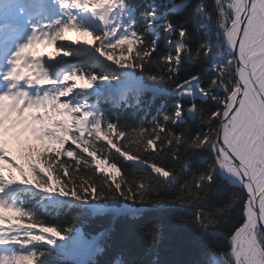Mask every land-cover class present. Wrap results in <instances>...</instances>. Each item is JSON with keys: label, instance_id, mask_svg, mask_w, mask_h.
Wrapping results in <instances>:
<instances>
[{"label": "trees", "instance_id": "1", "mask_svg": "<svg viewBox=\"0 0 264 264\" xmlns=\"http://www.w3.org/2000/svg\"><path fill=\"white\" fill-rule=\"evenodd\" d=\"M123 1L134 14L132 31L142 36L139 51L155 49L151 51V59L142 61L134 56V63L143 62L145 66L143 69L130 66L126 61L132 52V45L114 42V37H107L99 29L92 32L104 39L92 47L100 52L99 48L103 46L121 59V63L110 60L140 79L146 88L138 94H125V100L123 98L118 106L101 103L96 112L98 119L93 125L100 120L105 127L115 124L117 130L127 133L119 144L123 153L131 154L130 158L114 148L109 149L103 141L96 144V149L120 166L133 192L141 182L149 186L146 193H141L145 199L141 202L137 198L133 202L132 199L122 198L115 190L107 189L104 190L105 196L97 199L89 197L83 202L62 195L59 191L61 187L79 191L85 184L103 182L106 177L97 173L91 157L77 150L83 159L82 163H78L59 147L52 151L43 149L41 160L48 171L64 180L62 184H52L49 189L63 199H72L73 204L60 209L59 205H53L50 210L48 207L41 209L35 201L44 196L35 191L37 193L22 195L25 201L23 208L32 215L29 223L57 226L61 230L72 226V236L62 237L68 241L74 239L76 233L82 242L107 232L96 249L101 252L97 264H225L229 253L223 248L226 247L224 236L229 235L231 227L241 219L245 194L221 172L215 148L189 147L187 143L197 132L211 135L209 127H216L219 119L211 120V112L221 108V100L231 92L235 83L226 67L229 55L222 46L224 35L218 27L220 18L216 17L214 10L215 0ZM181 29L186 30L182 40L185 45L183 50L178 46ZM111 44H117V47H109ZM65 51L85 58L77 65L75 75L95 76L94 88L113 96L106 92L105 86L122 81V75L116 69L84 57L77 49L66 47ZM169 56L179 57V61L174 59L169 65L163 59ZM157 89L167 92H156ZM192 107L195 108V117L189 119L187 112ZM165 115L167 121L164 120ZM91 130L92 127L89 132ZM181 133L183 140L180 139ZM157 134L161 138L158 148L164 144L165 138L172 141V148L147 150V140ZM76 135L75 131H70L64 136L62 145L70 136ZM48 153L54 155L49 157ZM56 154L64 157L59 163ZM31 165L36 170L38 183L48 184L50 176L45 167H41L35 159ZM156 165L160 166V175L156 174ZM63 166H66L69 176H65ZM165 169L174 170V175L165 179ZM195 173H210L213 178L203 188L193 189V192H199V197L186 194L184 199H176L181 193V186L191 183ZM80 194L83 195V192ZM185 200L193 202L186 203ZM80 203L106 209L95 212ZM129 209L128 214L116 218L117 211ZM201 210L209 214L205 221L216 222L214 226L205 227L197 222ZM18 220L26 221L27 217ZM152 227L158 234L155 239L150 231ZM34 236H25V246L23 244L19 248L18 254L33 248L42 249L43 256L38 264H76L63 258L52 246L44 247L42 243H36Z\"/></svg>", "mask_w": 264, "mask_h": 264}, {"label": "snow or ice", "instance_id": "2", "mask_svg": "<svg viewBox=\"0 0 264 264\" xmlns=\"http://www.w3.org/2000/svg\"><path fill=\"white\" fill-rule=\"evenodd\" d=\"M220 5L217 9V16L220 18L218 27L220 32L225 36L227 43L231 49L229 60L226 67L231 76L234 77L235 83L231 92L221 100V108L211 112V120L217 121L216 127H209L207 133H195L187 143L189 147H213L216 150L217 159L220 164L229 172L234 173L242 179L245 184L247 196L244 198L241 206V219L233 225L230 233L224 236V242L229 255L225 258V264H264V231L261 225H264V0H216ZM123 0H63L62 7L77 8L83 7L97 14L100 19L107 22L110 10L122 7ZM231 10V11H229ZM56 23H60L57 21ZM48 27V26H46ZM34 33H38L39 26H35ZM171 28V26H170ZM119 29H115V32ZM186 30H180L181 39L178 46L181 50L185 45L182 42ZM104 37L96 35L86 27L77 24L73 19L66 23L55 34L48 33L47 36L34 34L28 43L19 48L15 53L16 59L10 61L14 64L11 71L7 72V77L18 78L17 72L25 54L32 52L35 57H41L47 54L54 58L59 55L63 49L56 46L57 40H71L74 42H86L89 45H95L98 41H102ZM119 44H131L132 52L128 56V63L133 67L144 68V63L136 64L133 57L143 60L151 59V51L155 49L140 52L142 36L132 31L131 38L124 36ZM109 47H117V44H111ZM109 59L116 60L121 63V59H117L115 55L107 51L103 46L99 48ZM210 51V49H209ZM169 65L175 59L179 61V57L163 58ZM171 70V69H169ZM44 79L40 80L43 84L48 81L47 69H43ZM29 69L25 68L23 75H28ZM219 75H222L220 73ZM78 86L85 88L91 87L95 76L86 78L81 75L73 77ZM10 95L4 97L7 102ZM222 109V110H221ZM35 109L29 107L23 111L22 123L11 128H6L3 136L0 137V160L5 162V167L0 171V191H4L5 183H14L23 181L24 173L29 182L40 188H51L49 184L38 183L36 170L28 162L26 157L31 154V158L38 161L41 167H45L41 160L43 148L40 141L36 140L30 131L24 130L27 121L31 118V114ZM16 115H20L17 113ZM168 117L165 115L164 120ZM161 130L163 126H161ZM79 129H76V136H70L68 141L61 146L62 151L69 158L77 159L78 163H82L83 159L79 157L78 151L83 152L85 156L92 158V165L96 168L98 174L106 177L103 182H95L91 185L85 184L79 191L75 188H59L62 195L71 196L80 202L87 200L89 197L97 199L106 195L105 189L115 190L122 198L132 199L133 202L137 198L142 202L145 196L141 193L148 191V185L143 182L137 185L136 192H133L132 185L124 177L122 169L109 156L102 154L96 149V144L103 141L109 149H116L118 152L131 157L130 153H123L120 148L119 141L124 138L126 132L117 130V125L109 124L104 126L103 122L98 120L92 125V130L83 131V136H79ZM146 131V130H142ZM11 133V140L7 138V134ZM79 136V138H77ZM160 136L157 134L147 140L145 148L150 151L162 150L163 147L172 148V141L168 138L164 139V144L159 146ZM183 140V133L180 134ZM35 141V143H34ZM18 146V147H17ZM49 157L53 153L47 154ZM58 155V154H56ZM64 157L58 155L57 163ZM65 176H69L66 166ZM156 174L160 175V166L156 165ZM45 171L48 169L45 167ZM79 171V169H77ZM48 175L52 178V184H62L64 180L53 175L48 171ZM174 175V170H163L165 179ZM210 173H195L192 182H186L181 186V193L176 199H184V196L195 195L199 197V192H193V189H201L205 184H209L212 180ZM83 192V195L80 193ZM186 203H192V200H185ZM0 213L5 219L7 225L10 221L15 223L29 224L32 228L42 230L54 237L67 238L72 236L74 228L68 226L61 230L57 226H45L42 224L29 223L32 221L31 213L25 211L22 207L9 203L6 200H0ZM209 215L200 211L197 222L205 227H212L216 224L213 220L205 221V217ZM20 217H27L26 221L18 220ZM153 238L157 237L155 227L150 228ZM61 239L62 245H66L68 239ZM18 239V238H13ZM37 242H46L47 244L55 243L48 236H34ZM10 240L5 233L0 232V243H8ZM62 251L64 249H61ZM43 256V250L33 248L29 252L15 254L8 259H0V264H38L40 257Z\"/></svg>", "mask_w": 264, "mask_h": 264}, {"label": "rangeland", "instance_id": "3", "mask_svg": "<svg viewBox=\"0 0 264 264\" xmlns=\"http://www.w3.org/2000/svg\"><path fill=\"white\" fill-rule=\"evenodd\" d=\"M220 7V5H218L216 3V0H215V3H214V10L216 12V17L219 18L217 16V9ZM231 11V10H229ZM218 24H219V21H218ZM63 27L61 25V23H57V31ZM58 43H56V46L58 48H61L63 46H71V47H75L76 49H79V48H83V47H86L87 46V43L86 42H74V41H71V40H57ZM43 58H44V66L45 68L47 69V75L49 76V79L47 81V87L49 89V92H50V100L52 102V106H53V110L51 111L52 115L56 116V111H58L59 107L57 106L56 102H57V99H56V93H60L62 94V92L64 93L65 91V94L69 93L71 90L73 89H76V88H79L81 86H78L76 84V81L75 79H72V78H69L68 80H66L65 82L66 83H62V86L60 87L61 90L59 92V90L55 87L54 83H55V79L54 77H56L58 75V63H61V61H64L66 60V58H71V57H68L67 55H65L62 51L60 52L59 55L55 56L54 58L52 57H49L47 54H44L43 55ZM57 117V116H56ZM39 122L42 124V130L45 131L46 130V123H45V116H43L41 118V120H39ZM222 170L223 172H225V174L227 175V177L231 180V181H235L234 177L232 176L231 172H227L225 167H222ZM225 175V177H226ZM232 183V182H231ZM235 184V183H233ZM244 194H245V197L247 196L245 191L240 188ZM0 228H1V224H0ZM77 233L76 235L74 234V239H71L70 242L68 243L69 247L71 248H74L73 245H75L74 243H78V242H81V240H79V237L77 236Z\"/></svg>", "mask_w": 264, "mask_h": 264}, {"label": "bare ground", "instance_id": "4", "mask_svg": "<svg viewBox=\"0 0 264 264\" xmlns=\"http://www.w3.org/2000/svg\"><path fill=\"white\" fill-rule=\"evenodd\" d=\"M223 39H225L224 41H225V44H223V45H226V47L230 50V52H231V49H230V47H229V45H228V43H227V40H226V38H223ZM222 49V48H221ZM152 98V97H151ZM151 106V105H150ZM0 107H2L3 109H2V112H4L5 110H8L9 108H10V106L6 103V102H3V101H1L0 102ZM226 169V168H225ZM226 171L227 172H229L227 169H226ZM232 174V176L234 177V179H235V182L237 183V186L239 187V185L242 187V188H244L245 189V184H244V182L242 181V179L240 178V177H238L237 175H235L234 173H231Z\"/></svg>", "mask_w": 264, "mask_h": 264}, {"label": "water", "instance_id": "5", "mask_svg": "<svg viewBox=\"0 0 264 264\" xmlns=\"http://www.w3.org/2000/svg\"><path fill=\"white\" fill-rule=\"evenodd\" d=\"M241 188H242V187H241ZM242 189L245 191V193H246V195H247L246 190H245L244 188H242ZM261 230L264 231V225H261Z\"/></svg>", "mask_w": 264, "mask_h": 264}]
</instances>
